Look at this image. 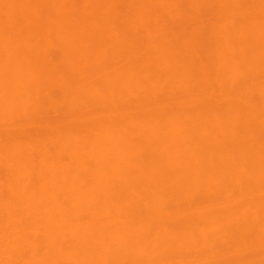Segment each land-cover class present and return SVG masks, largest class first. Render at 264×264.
I'll return each mask as SVG.
<instances>
[{"label":"bare ground","instance_id":"bare-ground-1","mask_svg":"<svg viewBox=\"0 0 264 264\" xmlns=\"http://www.w3.org/2000/svg\"><path fill=\"white\" fill-rule=\"evenodd\" d=\"M0 264H264V0H0Z\"/></svg>","mask_w":264,"mask_h":264}]
</instances>
